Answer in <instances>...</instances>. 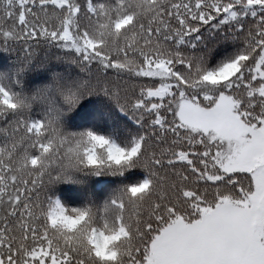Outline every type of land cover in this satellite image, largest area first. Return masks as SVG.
I'll use <instances>...</instances> for the list:
<instances>
[{"label":"snow or ice","instance_id":"snow-or-ice-1","mask_svg":"<svg viewBox=\"0 0 264 264\" xmlns=\"http://www.w3.org/2000/svg\"><path fill=\"white\" fill-rule=\"evenodd\" d=\"M0 264H264V0H0Z\"/></svg>","mask_w":264,"mask_h":264}]
</instances>
